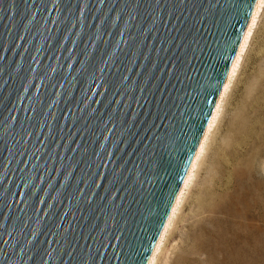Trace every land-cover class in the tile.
<instances>
[{"label": "water", "instance_id": "obj_1", "mask_svg": "<svg viewBox=\"0 0 264 264\" xmlns=\"http://www.w3.org/2000/svg\"><path fill=\"white\" fill-rule=\"evenodd\" d=\"M259 0H0V264H148Z\"/></svg>", "mask_w": 264, "mask_h": 264}, {"label": "rangeland", "instance_id": "obj_2", "mask_svg": "<svg viewBox=\"0 0 264 264\" xmlns=\"http://www.w3.org/2000/svg\"><path fill=\"white\" fill-rule=\"evenodd\" d=\"M159 264H264V7Z\"/></svg>", "mask_w": 264, "mask_h": 264}, {"label": "bare ground", "instance_id": "obj_3", "mask_svg": "<svg viewBox=\"0 0 264 264\" xmlns=\"http://www.w3.org/2000/svg\"><path fill=\"white\" fill-rule=\"evenodd\" d=\"M260 0L258 1L256 8L254 10V13L252 15L251 21L248 25V28L246 30V33L244 35V38L241 42V45L239 47L238 53L236 55V58L234 60V63L231 67V70L229 72L228 78L226 80V83L224 85V88L222 90V93L219 97L218 103L216 105V108L214 110V113L211 117V120L208 124L207 130L203 136V139L201 141V144L199 146V149L196 153V156L194 158V161L191 165V168L188 172V175L184 181V184L180 190V193L178 195V198L175 202V205L171 211V214L167 220V223L165 225V228L162 232V235L156 245V248L154 250V253L149 261L148 264H159L162 260L166 248V244L170 238V235L172 231L174 230V227L176 225V222L179 218V214L182 211L184 200L187 196L188 191L190 190L194 179L196 178L201 166L205 162L206 154L209 151L212 142L214 141V137L218 130V125L220 123V118L223 114L224 104L226 102V99L228 97L229 91L232 87V84L234 83V79L236 78V75L238 74V71L242 65V61L244 58V55L246 53V50L248 49V46L250 44V39L254 30V27L256 25L257 19L259 17V14L262 10V7H259Z\"/></svg>", "mask_w": 264, "mask_h": 264}, {"label": "snow or ice", "instance_id": "obj_4", "mask_svg": "<svg viewBox=\"0 0 264 264\" xmlns=\"http://www.w3.org/2000/svg\"><path fill=\"white\" fill-rule=\"evenodd\" d=\"M258 6L259 7H264V0H260V4Z\"/></svg>", "mask_w": 264, "mask_h": 264}]
</instances>
